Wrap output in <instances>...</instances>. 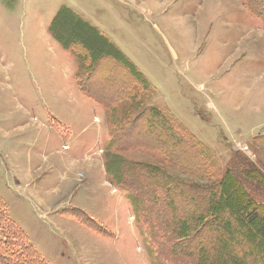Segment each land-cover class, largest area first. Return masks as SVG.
<instances>
[{"label": "rangeland", "instance_id": "obj_1", "mask_svg": "<svg viewBox=\"0 0 264 264\" xmlns=\"http://www.w3.org/2000/svg\"><path fill=\"white\" fill-rule=\"evenodd\" d=\"M63 9L92 25L67 26L65 34L92 57L119 52L140 70L150 83L142 106L166 111L202 144L214 181L237 159L252 174L240 178L256 184L264 177L263 23L242 0H178L156 12L126 0H0V195L10 218L49 264H171L157 260L135 208L107 173L104 144L95 142L98 103L75 90L78 60L52 36L53 25L73 21ZM107 67L94 66L98 97L109 88ZM130 104L122 106L126 117L135 113ZM140 125L130 134L152 130ZM115 155L167 168L157 149ZM258 250L254 261L264 259V245Z\"/></svg>", "mask_w": 264, "mask_h": 264}, {"label": "trees", "instance_id": "obj_2", "mask_svg": "<svg viewBox=\"0 0 264 264\" xmlns=\"http://www.w3.org/2000/svg\"><path fill=\"white\" fill-rule=\"evenodd\" d=\"M242 4L264 26V0H242ZM63 13L73 21H61L59 27L52 23V36L75 53L78 64L73 77L78 90L105 109L109 130L104 147L107 173L135 208L157 260L171 264H264V259L253 260L264 245V200L258 201L252 193L264 198V177L260 184L254 183L249 177L251 168L245 169L242 160L236 159L214 181L211 161L202 144L166 111L155 105L142 106L141 96L150 90V83L140 70L127 59L124 63L119 52L116 58L109 53L92 57L79 37L65 35L67 26L74 28L80 23V29L85 26L87 30L92 25L78 21L81 19L67 9ZM95 62L98 66L107 64L111 72L106 81L109 88H101L102 97L93 90ZM125 101H130L128 107L134 115L126 117L121 112ZM138 123L152 130L131 135L130 128ZM131 147L160 150L167 168L157 170L115 155ZM240 173L249 176L241 179ZM185 220L190 222V232L184 231ZM0 236L2 264H49L12 221L1 195Z\"/></svg>", "mask_w": 264, "mask_h": 264}, {"label": "crops", "instance_id": "obj_3", "mask_svg": "<svg viewBox=\"0 0 264 264\" xmlns=\"http://www.w3.org/2000/svg\"><path fill=\"white\" fill-rule=\"evenodd\" d=\"M127 2H130L132 4L135 5L136 8L138 9H142L144 10L145 8L150 9L152 11H157V8H165L166 6H169L172 2L178 1V0H126ZM166 3V4H164ZM222 2L217 1V5H216V9H222L220 8ZM183 12L181 6L177 8V16L180 15ZM251 27H255V23L249 24ZM250 32V30H247V34ZM74 88L75 90L77 89V86L74 84ZM97 109H99L100 115H99V127H100V137H98L97 139H95L96 144H100V148L105 147V142L108 140L109 138V130H108V119L105 115V109L103 108V106H101L100 104L95 105V103H92ZM105 120L107 121V123L105 122ZM68 125H72L71 123ZM73 126V125H72ZM71 127V126H70ZM76 135H78L77 130L71 134V137H76ZM104 141V143H103ZM93 145L91 144L89 147H92ZM89 150V149H88Z\"/></svg>", "mask_w": 264, "mask_h": 264}]
</instances>
